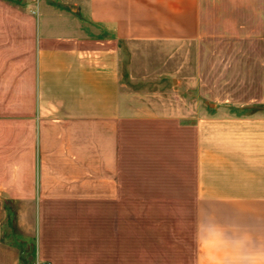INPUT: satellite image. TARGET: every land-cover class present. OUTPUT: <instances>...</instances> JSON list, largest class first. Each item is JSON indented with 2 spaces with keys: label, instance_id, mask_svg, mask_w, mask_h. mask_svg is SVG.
<instances>
[{
  "label": "crops",
  "instance_id": "0c3cea01",
  "mask_svg": "<svg viewBox=\"0 0 264 264\" xmlns=\"http://www.w3.org/2000/svg\"><path fill=\"white\" fill-rule=\"evenodd\" d=\"M123 42L220 52L221 103L129 90ZM0 264H264V0H0Z\"/></svg>",
  "mask_w": 264,
  "mask_h": 264
},
{
  "label": "rangeland",
  "instance_id": "374dc122",
  "mask_svg": "<svg viewBox=\"0 0 264 264\" xmlns=\"http://www.w3.org/2000/svg\"><path fill=\"white\" fill-rule=\"evenodd\" d=\"M121 60L124 82L129 90L146 94L151 99L163 89L166 93L162 99L164 104L172 102L179 110L187 108L188 113L194 114L192 118L200 116V112H195L197 88L187 90L191 76H198L200 72L208 76L209 103L203 101L200 107L210 110L221 103L220 83L217 84L218 79L220 81V52L200 53L192 42H123ZM177 214L178 217L184 216V213ZM184 218L177 219L178 230L186 228L188 232L190 226L194 227V215L186 213ZM11 239L19 241L16 236H11ZM26 257L24 254L27 260Z\"/></svg>",
  "mask_w": 264,
  "mask_h": 264
}]
</instances>
